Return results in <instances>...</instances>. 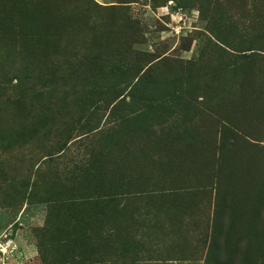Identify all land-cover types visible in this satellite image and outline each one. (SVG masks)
Segmentation results:
<instances>
[{
	"label": "rangeland",
	"instance_id": "1",
	"mask_svg": "<svg viewBox=\"0 0 264 264\" xmlns=\"http://www.w3.org/2000/svg\"><path fill=\"white\" fill-rule=\"evenodd\" d=\"M18 233L25 264H264V0H0Z\"/></svg>",
	"mask_w": 264,
	"mask_h": 264
},
{
	"label": "crops",
	"instance_id": "2",
	"mask_svg": "<svg viewBox=\"0 0 264 264\" xmlns=\"http://www.w3.org/2000/svg\"><path fill=\"white\" fill-rule=\"evenodd\" d=\"M11 239L14 243V246L12 248V253L9 259L11 261V264H25L30 260H32L33 258H35L37 255L40 256L43 253H45L47 250H50V249L39 248L34 241H28L24 238H21L19 233L18 235H16L15 238H11ZM51 253L52 252H50V254ZM51 259L53 264V262H55L53 255ZM177 264H203V261L183 260V261H178Z\"/></svg>",
	"mask_w": 264,
	"mask_h": 264
},
{
	"label": "trees",
	"instance_id": "3",
	"mask_svg": "<svg viewBox=\"0 0 264 264\" xmlns=\"http://www.w3.org/2000/svg\"><path fill=\"white\" fill-rule=\"evenodd\" d=\"M26 27V26H25ZM23 27L21 26L20 27V29H22ZM19 29V30H20ZM27 35H31V38L32 39H35L36 37V35H40V34H38V33H36V32H34L33 30H31L30 28H28L27 27ZM14 37H16L15 38V40L17 41V43L19 44V47L21 48L23 45H22V43L20 42L21 40L19 39V36H18V31L17 30H15V32H14ZM21 36H23V35H21ZM98 38L95 36L94 38H93V40H92V42H94L95 43V45H96V47L99 49L98 50V52L99 51H101V49H110V45L109 44H105L104 45V40H97ZM106 42V41H105ZM98 52H97V54L96 53H94L93 54V56L94 57H96V56H99L98 55ZM130 52H132V53H137V56L135 57V65L137 64V63H140V62H142V59H143V57L145 56V55H147V53H145V52H141V51H126V53L124 54V57H125V59L126 58H128V56L130 55ZM156 58H153V59H151V60H149V61H154ZM161 61V59H159L158 60V63ZM147 71V70H146ZM150 72L151 71H153V69H150L149 70ZM78 200H81V198H74V197H72V198H69V199H66V202H65V200H63V199H61V200H56V202L54 203V204H56V206H54V207H58L59 208V206H62L61 204H65V203H69L68 204V206H74V205H76L77 203L76 202H78ZM72 201V202H71ZM82 201V200H81ZM78 204H81V203H78ZM53 208V207H52ZM52 208L50 207V214L52 213ZM49 214V215H50ZM51 216V215H50ZM57 242V241H56ZM58 243V242H57ZM62 245L63 244H60V246L62 247ZM59 246V247H60ZM60 261H61V264H79L78 262H74V263H70L68 260H67V258L65 257V253L63 252V250H61V255H60Z\"/></svg>",
	"mask_w": 264,
	"mask_h": 264
},
{
	"label": "built area",
	"instance_id": "4",
	"mask_svg": "<svg viewBox=\"0 0 264 264\" xmlns=\"http://www.w3.org/2000/svg\"><path fill=\"white\" fill-rule=\"evenodd\" d=\"M3 236L6 241H1ZM14 244L12 239L7 234H0V264H10V256Z\"/></svg>",
	"mask_w": 264,
	"mask_h": 264
}]
</instances>
